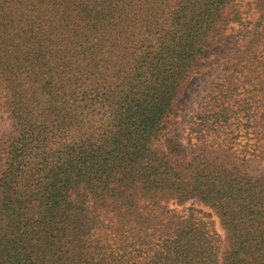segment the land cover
I'll use <instances>...</instances> for the list:
<instances>
[{
  "label": "trees",
  "instance_id": "16d2710c",
  "mask_svg": "<svg viewBox=\"0 0 264 264\" xmlns=\"http://www.w3.org/2000/svg\"><path fill=\"white\" fill-rule=\"evenodd\" d=\"M0 98V264H264V0H0Z\"/></svg>",
  "mask_w": 264,
  "mask_h": 264
},
{
  "label": "rangeland",
  "instance_id": "374dc122",
  "mask_svg": "<svg viewBox=\"0 0 264 264\" xmlns=\"http://www.w3.org/2000/svg\"><path fill=\"white\" fill-rule=\"evenodd\" d=\"M233 41V40H232ZM232 41L226 42L224 45L214 47L207 53L210 58L217 57V63L212 64L202 73L195 74L189 79L182 97L179 99L177 116L173 117L171 123L168 124V133L178 137L182 142L189 140L187 134L188 120L192 112L196 110L197 103L200 101L209 90L211 83L221 73V63L231 53ZM9 131L7 113L1 104L0 98V135H4ZM247 170L255 177H260L264 180V160L251 158L247 162ZM197 216L203 218V221L210 228L211 232L216 236L220 246L224 245V231L220 226L215 215L208 208L197 202H187L183 206L176 207L177 210L184 211L189 207Z\"/></svg>",
  "mask_w": 264,
  "mask_h": 264
}]
</instances>
